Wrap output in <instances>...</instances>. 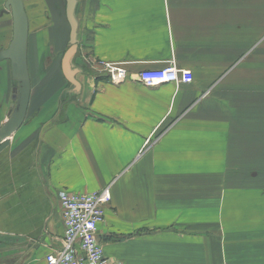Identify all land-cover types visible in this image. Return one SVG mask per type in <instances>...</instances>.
I'll use <instances>...</instances> for the list:
<instances>
[{
  "label": "crops",
  "instance_id": "1",
  "mask_svg": "<svg viewBox=\"0 0 264 264\" xmlns=\"http://www.w3.org/2000/svg\"><path fill=\"white\" fill-rule=\"evenodd\" d=\"M61 1L48 7L57 35L35 34L60 40L58 53ZM75 16L77 85L54 90L33 80L42 53L28 16L33 111L0 145V264H45L62 245L59 191L102 189L96 237L109 259L264 264V0H77ZM11 36L3 12L0 50ZM169 64L192 81L137 80ZM113 65L125 81L110 80ZM15 85L0 60V127Z\"/></svg>",
  "mask_w": 264,
  "mask_h": 264
},
{
  "label": "built area",
  "instance_id": "2",
  "mask_svg": "<svg viewBox=\"0 0 264 264\" xmlns=\"http://www.w3.org/2000/svg\"><path fill=\"white\" fill-rule=\"evenodd\" d=\"M108 70L109 78L114 83L128 78L121 66L113 65ZM192 79L193 74L189 69L178 68L174 64L137 73V80L145 86L189 83ZM106 199L107 189L89 193L59 191L62 245L45 255V264H124L105 257L96 237L98 225L103 220Z\"/></svg>",
  "mask_w": 264,
  "mask_h": 264
},
{
  "label": "water",
  "instance_id": "3",
  "mask_svg": "<svg viewBox=\"0 0 264 264\" xmlns=\"http://www.w3.org/2000/svg\"><path fill=\"white\" fill-rule=\"evenodd\" d=\"M65 1V17L69 26L67 48L61 58V69L66 80L77 85L71 60L77 50L78 22L75 16L77 0ZM10 12L12 19V36L8 46L0 50V60L10 62L11 76L16 81L12 88V103L7 120L0 127V145L20 127L24 121L30 97V78L27 66L28 18L23 0H5L4 9L0 12Z\"/></svg>",
  "mask_w": 264,
  "mask_h": 264
},
{
  "label": "rangeland",
  "instance_id": "4",
  "mask_svg": "<svg viewBox=\"0 0 264 264\" xmlns=\"http://www.w3.org/2000/svg\"><path fill=\"white\" fill-rule=\"evenodd\" d=\"M55 1L59 2V0H23L26 14L29 13L27 15V18L29 16V18L31 19V25H30V31H29L30 47L31 49L38 47V49L42 53V65L40 66L38 71L34 73L33 80L34 82H36V84L39 83V81H45V83H48L47 81H50V84L52 85V89L50 90H54V88L59 87V85H61L65 81V77L61 69V58H62L64 51L67 48L68 40L65 37L63 48L62 50H59V53H58V47H56V45L58 43H61L60 40L52 39L49 41L47 40V38L45 40L43 39L40 40V36L42 37V35H39V40H36L35 34L38 31L42 33L44 31L51 30L52 36L57 35L59 23L57 21V17H55L54 15H51L52 8L51 9L48 8V7H53V5H56L54 4ZM27 8H28V11H27ZM60 12L64 14L63 9H61ZM68 30H69V26H67V34H68ZM75 58H77L76 53L74 54L71 60L72 66H77V64H79L77 63V59ZM60 91L61 89L58 90L56 93H59ZM58 95L59 94H57L56 96ZM61 95L62 96L58 104L65 101L66 99L65 98L66 95L65 96L64 94H61ZM56 108L59 112H61L60 104ZM32 111H33L32 109L28 110L26 117L31 115Z\"/></svg>",
  "mask_w": 264,
  "mask_h": 264
}]
</instances>
